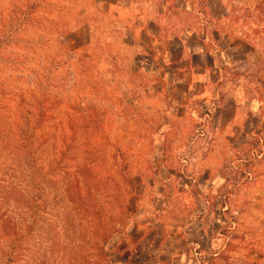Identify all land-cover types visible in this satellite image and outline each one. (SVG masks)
Instances as JSON below:
<instances>
[{
  "label": "rangeland",
  "instance_id": "374dc122",
  "mask_svg": "<svg viewBox=\"0 0 264 264\" xmlns=\"http://www.w3.org/2000/svg\"><path fill=\"white\" fill-rule=\"evenodd\" d=\"M224 1L242 90L176 104L128 0H0V264H264V0Z\"/></svg>",
  "mask_w": 264,
  "mask_h": 264
},
{
  "label": "crops",
  "instance_id": "0c3cea01",
  "mask_svg": "<svg viewBox=\"0 0 264 264\" xmlns=\"http://www.w3.org/2000/svg\"><path fill=\"white\" fill-rule=\"evenodd\" d=\"M128 4V14L137 22L134 31H146L158 43L163 35L168 36L167 31H173L165 53L172 68L169 86L175 89L176 104L198 98L194 92L198 87L203 89L201 101L208 102L216 84L225 79L230 81L232 78L227 75L243 68L240 62L246 56L241 50L251 47L232 39L229 31L219 29L229 15L224 0H128ZM230 82L235 84L233 80ZM242 83L238 80L235 84L238 91L242 90ZM185 258L183 251L177 255L181 262Z\"/></svg>",
  "mask_w": 264,
  "mask_h": 264
},
{
  "label": "trees",
  "instance_id": "16d2710c",
  "mask_svg": "<svg viewBox=\"0 0 264 264\" xmlns=\"http://www.w3.org/2000/svg\"><path fill=\"white\" fill-rule=\"evenodd\" d=\"M257 7L261 10L262 14H264V2H263V3H259V4L257 5ZM249 10H250V9L248 8V11H249ZM261 21L264 22V18H261ZM256 31H264V25L261 27V29H256Z\"/></svg>",
  "mask_w": 264,
  "mask_h": 264
}]
</instances>
